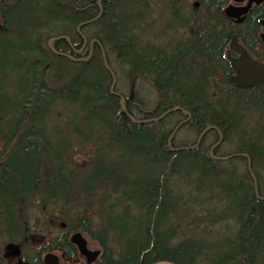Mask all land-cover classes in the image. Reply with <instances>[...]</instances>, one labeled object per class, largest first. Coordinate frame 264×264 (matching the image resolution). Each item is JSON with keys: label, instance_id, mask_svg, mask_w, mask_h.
<instances>
[{"label": "trees", "instance_id": "1", "mask_svg": "<svg viewBox=\"0 0 264 264\" xmlns=\"http://www.w3.org/2000/svg\"><path fill=\"white\" fill-rule=\"evenodd\" d=\"M184 2L0 0L5 233L30 235L27 212L38 206L55 223L51 244L71 259L78 231L97 240L103 264H264V84L239 89L222 72L232 34L263 47L264 2L240 25L222 13L229 0H198L187 20ZM160 3L159 15L189 31L172 49L140 34ZM118 71L153 98L134 83L132 96L117 92ZM57 107L65 119L53 122ZM184 127L195 139H176ZM198 219L231 233L215 242L184 229L176 240Z\"/></svg>", "mask_w": 264, "mask_h": 264}, {"label": "rangeland", "instance_id": "2", "mask_svg": "<svg viewBox=\"0 0 264 264\" xmlns=\"http://www.w3.org/2000/svg\"><path fill=\"white\" fill-rule=\"evenodd\" d=\"M198 0H185L184 2V6L182 8V15H183V19L187 20L186 18H191V11L195 8L193 6V3L197 2ZM160 4H158L157 6H155V11H156V21L149 26H144L142 25V30L140 32V34L142 35V40L145 42H150L152 41L153 43H155L158 46H162V47H166L168 49H172L175 47L176 42H178V40L180 38H182V36L185 34V32H188V29L186 27L177 25L176 22H172V20L170 19V17L166 14L164 15H159L160 12ZM155 14V15H156ZM174 44V45H173ZM118 77L117 79H115L116 82V88H117V92L122 93L123 95H128L129 93L131 94V88H130V80L126 81V79L123 77V72L118 71ZM134 82H132L133 84ZM135 84V83H134ZM132 86V85H131ZM134 86H136V90H137V95L142 97L146 94H148L149 97H152L150 92H152V90L149 87H145L144 85L141 84H135ZM153 98V97H152ZM62 108H55V111L52 113L53 115V122L58 120L57 122H59V118L61 119H65L64 115H62L61 113ZM171 119H168L169 122L167 121L166 123V127H171L173 125V122L175 121V119H177V115H171L170 116ZM196 135L193 131H190L188 129L184 128H180L177 132H176V139H185L187 141H192L193 139H195ZM208 141V140H207ZM73 148H76V151L80 152L81 150L84 149L83 152L86 151V147L84 146L83 148L80 147L79 144H74ZM221 150H227L228 149V145L227 144H223L220 148ZM81 152V153H83ZM74 160L75 162H77V166H81V165H85L86 163V158L85 156L78 154V155H74ZM236 163L237 165V169H240L242 167L241 162H233ZM196 207V206H195ZM41 207L39 208L38 206L36 207H31L28 212H27V217H28V223L27 225L29 226L30 229L34 230V233L32 231V233L34 234L33 236H31V238L34 239H39L41 238L42 235H46L47 232H49V230H51L50 228V224L48 223V221L43 222L44 220H42L43 217V213L41 211ZM201 211H197V213H200ZM192 213V212H191ZM195 215L194 213H192V216ZM93 219L97 220L98 223L101 222V220L97 217L94 216L93 214ZM199 217H201V213L199 214ZM199 221V222H198ZM197 222V228H194L195 224H192V222L190 221L188 223L189 226H185L184 224H181V226L178 228L177 233H176V240H179V237L182 235L183 230L185 229L186 231L190 230H194L195 234H193L195 237H202L206 240H211V241H215L218 242L220 240H222V238H227L225 236H228L231 231H229L228 229L224 228L223 226H216L217 228V233H210L208 230L209 228L204 226L201 221L198 219ZM50 227V228H49ZM20 230V229H19ZM76 232V231H74ZM72 232V233H74ZM204 232V233H203ZM36 233H38V235H36ZM21 235L22 238V234L21 231H19V233H5L3 231V225L0 223V258H1V254H2V250H3V246H4V241L6 239H8L7 237H9L10 235H12L15 238H18V235ZM180 234V235H179ZM81 235L85 238V240L87 241V244L89 247L91 248H98L97 245L91 241L89 239L88 236H86L85 234L81 233ZM30 244H32L30 242ZM29 244V245H30ZM26 245V243H25ZM33 248V246H31ZM97 250V249H94ZM57 256H59V252L56 251ZM2 264H7V262L4 260L2 262Z\"/></svg>", "mask_w": 264, "mask_h": 264}, {"label": "water", "instance_id": "3", "mask_svg": "<svg viewBox=\"0 0 264 264\" xmlns=\"http://www.w3.org/2000/svg\"><path fill=\"white\" fill-rule=\"evenodd\" d=\"M242 1V0H234ZM264 0H246L245 5L235 6L228 4L223 8L225 17L240 23L244 20L245 15L251 8L259 6ZM194 7L198 6V2L193 3ZM261 25L264 26V20H261ZM237 34H232L229 42V49L226 51L229 57L230 51L240 53L241 57L238 59H231V67L234 74L230 76L229 83L239 89L251 88L264 84V64L262 62L253 61L247 55L242 45L237 42ZM260 39L264 44V32L260 34ZM133 84L131 87L132 95ZM70 243L74 244L80 255L85 257L86 264L93 263L99 256L98 250H90L87 247L86 240L80 232H74L69 237ZM13 246L8 244L6 249H11ZM11 254L18 256L19 250H12ZM44 264H60L59 258L55 254L47 253L43 258ZM16 264H24L20 260Z\"/></svg>", "mask_w": 264, "mask_h": 264}, {"label": "flooded vegetation", "instance_id": "4", "mask_svg": "<svg viewBox=\"0 0 264 264\" xmlns=\"http://www.w3.org/2000/svg\"><path fill=\"white\" fill-rule=\"evenodd\" d=\"M245 3H246V0H242V1L229 0V2H228V4H232V5H235V6H243V5H245ZM253 8H255V7H253ZM227 19H229V18H227ZM261 20H259V23H260L259 39H260V34L262 32H264V26L261 25ZM232 21L235 24L240 25V24L243 23L244 20L242 22H240V23H236L234 20H232ZM187 34H189V31L188 32L186 31L185 34L182 36V38L184 36H186ZM259 41H260V43H261V45L263 47L260 46V47H256V48L254 47L253 49L252 48L249 49L247 47H244L243 43L239 40V38H237L238 44L242 45V47L245 49L247 55L250 56V58L253 61H257V62H261L257 58V54L262 51V48L264 49L263 42L261 41V39ZM229 42H228V45L224 48V57H225L224 58L225 59L224 65H226V67L229 66L231 71L225 72L224 70H222L223 74L227 75L228 81H229L230 76L234 74V71L232 70V67H231L230 60L231 59H238V58L241 57L240 53L232 51V50L230 51L229 57H227L226 51L229 49ZM219 78L223 79V77H220V75H217L216 79H219ZM134 81H135V79H133V82ZM49 224H50V227H51V228L50 227L49 228L52 230V225L55 224L54 221L53 222L50 221ZM19 231H21V230H19V228H18L15 232L19 233ZM32 231L34 233V230H32ZM33 233H31L30 235L27 234L26 236H23V234L21 233L22 234V238H21L20 234L18 235V238H14V237L12 238V235L7 237L8 239H6L4 241L3 250L1 251L2 254H1V258H0V264H2V262L4 260L7 262V264H16L19 260L22 263H24V264H44V261H43L44 256L47 253L56 254V251L59 252L58 258H59L60 264H64L65 262H69V263H74L75 262L76 264H86L85 257L80 255L78 253V251H77L76 246L74 244L70 243V241H69V237H70L71 233L69 234L68 241H69L71 246L75 247L74 257H72V259L67 257L65 252L62 251L60 248H55L54 245L51 244L50 239H49V235H51L53 232H51L49 230V232H47L46 235H42L41 238L34 239V240L31 238V236L34 235ZM36 235H38V233H36ZM30 242L32 244H30ZM25 243H26V245H25ZM94 243L97 245L98 248L89 247L88 244H87V241H86L87 247L90 250L97 249L99 251L98 258L95 260V262H93L91 264H103V262L100 259V256H101V253H102V248H101L100 244L97 242V240ZM8 244L9 245L11 244L13 247L11 249H6V246ZM31 246H33V248ZM16 249L19 250V255L18 256L11 254L12 250H16Z\"/></svg>", "mask_w": 264, "mask_h": 264}, {"label": "bare ground", "instance_id": "5", "mask_svg": "<svg viewBox=\"0 0 264 264\" xmlns=\"http://www.w3.org/2000/svg\"><path fill=\"white\" fill-rule=\"evenodd\" d=\"M222 13H223V9H222ZM223 15H224V13H223ZM224 17H225V15H224ZM0 22H1V20H0ZM177 50H179L180 52H183L184 51V46L182 45V44H180V45H178L177 47ZM232 85V84H231ZM132 96V95H131Z\"/></svg>", "mask_w": 264, "mask_h": 264}]
</instances>
